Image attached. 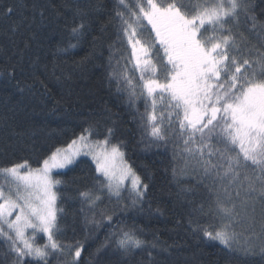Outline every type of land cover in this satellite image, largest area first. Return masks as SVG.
<instances>
[{"label":"snow or ice","instance_id":"snow-or-ice-1","mask_svg":"<svg viewBox=\"0 0 264 264\" xmlns=\"http://www.w3.org/2000/svg\"><path fill=\"white\" fill-rule=\"evenodd\" d=\"M256 8L255 0H116L117 40L109 45L108 77L130 104L143 100L139 119L147 149L171 141L173 161L183 162L180 171L221 182L215 201L219 225L203 229V235L242 258L264 260V21ZM12 11L5 6L0 15ZM242 21L258 37L254 54L239 32ZM85 27L83 20L72 27L70 41L78 43ZM117 43L127 56L113 50ZM115 137L114 127L101 131L99 122H91L66 144L48 148L36 167L28 159L0 166V242L10 264H50L57 254L71 257L64 264H78L85 246L63 239L58 200L65 182L56 177L82 158H90L97 173V185L79 192L89 211L102 200L98 193L119 201L127 191L132 207L144 201L149 185ZM101 215L113 219L103 209ZM85 220L95 222L87 215ZM146 244L135 228L117 226L94 255L113 245L129 255Z\"/></svg>","mask_w":264,"mask_h":264},{"label":"trees","instance_id":"trees-1","mask_svg":"<svg viewBox=\"0 0 264 264\" xmlns=\"http://www.w3.org/2000/svg\"><path fill=\"white\" fill-rule=\"evenodd\" d=\"M255 3L264 21V3ZM5 6L13 11L0 15V166L28 159L36 167L35 161L48 148L66 144L89 123L99 122L101 131L105 125L115 128V139L124 142L126 158L149 185L144 201L135 207L127 191L119 201L104 192L98 193L102 200L96 209L89 211L79 192L97 185L95 165L82 158L84 162L59 171L56 178L65 182L59 186L58 200L64 210L63 239L79 240L85 246L78 264H264L259 256L242 258L203 235V229L212 231L219 225L215 201L221 182L213 185L211 179L207 186L205 178L197 177L201 173L192 176L187 175L193 174L189 170L180 171L183 162L173 161L171 141L150 149L142 141L139 113L145 111L143 100L130 104L127 94L118 93L115 81L110 83L108 77L109 45L117 40L116 0H0V13ZM77 10L86 15H77ZM81 20L86 25L84 35L78 43L70 41V29ZM239 32L253 46L254 54L258 37L243 21ZM70 42L77 46L69 48ZM116 49L128 55L118 43ZM241 51L245 58H252ZM102 209L113 216L111 221L104 219ZM86 215L95 222H87ZM117 226L135 228L148 244L129 255L114 245L94 255ZM5 252L0 242V264H10ZM66 259L71 257L57 254L50 257V264H64Z\"/></svg>","mask_w":264,"mask_h":264},{"label":"rangeland","instance_id":"rangeland-1","mask_svg":"<svg viewBox=\"0 0 264 264\" xmlns=\"http://www.w3.org/2000/svg\"><path fill=\"white\" fill-rule=\"evenodd\" d=\"M90 159V158H89ZM65 170V169H64ZM58 171H62V170H58ZM189 171L191 172V173H193V174H187V175H192V176H196L195 174H200L199 172H197V171H193V170H191V169H189ZM197 177H202V176H197ZM205 183H207V186H209V185H211V178H205ZM241 198H243V192L241 191ZM13 218H14V216H13ZM242 227H246V225H243ZM256 231H259V229L258 230H256ZM242 241V240H241Z\"/></svg>","mask_w":264,"mask_h":264}]
</instances>
